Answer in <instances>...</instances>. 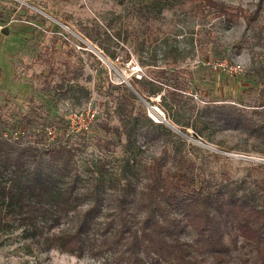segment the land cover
I'll use <instances>...</instances> for the list:
<instances>
[{
	"label": "rangeland",
	"instance_id": "obj_1",
	"mask_svg": "<svg viewBox=\"0 0 264 264\" xmlns=\"http://www.w3.org/2000/svg\"><path fill=\"white\" fill-rule=\"evenodd\" d=\"M218 1L260 15L220 16L205 0H0V140L33 146L44 158L42 150L65 144L75 190L96 193L102 182L107 198L140 196L161 158L172 169L192 162L190 171L213 189L251 194L264 175V0ZM217 62L224 63L215 68ZM176 65L193 72L181 106L167 110L161 94L146 101L133 89L131 81ZM119 99L137 118L131 138L116 112ZM160 122L173 131L163 139L155 137ZM49 126L55 141L47 138ZM147 126L153 136L141 133ZM110 205L95 218L99 228L118 214ZM77 221L70 213L56 230ZM185 236H198L189 222ZM119 249L80 256L47 249L21 227L0 226V264H129ZM196 254L197 264H255L248 246L233 248L221 263Z\"/></svg>",
	"mask_w": 264,
	"mask_h": 264
},
{
	"label": "trees",
	"instance_id": "obj_2",
	"mask_svg": "<svg viewBox=\"0 0 264 264\" xmlns=\"http://www.w3.org/2000/svg\"><path fill=\"white\" fill-rule=\"evenodd\" d=\"M205 3L218 15L232 19L251 21L260 15L259 9L224 1ZM176 52L180 49L176 48ZM167 70L162 67L153 79L131 82L146 101H150L149 95L161 94L163 106L169 110L183 104L193 72L183 65H176L170 73ZM116 112L123 133L131 138L136 126L133 122L137 120L133 109L119 99ZM155 126L159 129L157 138L173 132L164 123ZM119 128L116 130L122 134ZM149 129L147 126L141 133L153 136ZM46 135L55 141L56 136ZM126 145L131 146V140ZM71 150L59 142L42 150L44 158L33 146L0 140V226L21 227L25 238L42 242L47 249L80 256L86 252L101 256L107 250L120 248L121 258L129 264H146L148 259L149 264H197L196 251L209 253L221 263L233 248L240 246L253 251L255 264H264V175L255 179L251 194H239L232 188L213 189L208 178H197L190 171L193 163L186 159L172 169L165 167L161 158L149 169V180L140 196L116 192L107 198L100 190L105 186L102 182L96 193L87 186H83L85 192L75 190L78 176L69 168ZM108 204L118 214L107 215L104 228H99L95 218ZM180 211L185 213L184 218L177 215ZM75 212L78 221L74 228L56 230L66 216ZM188 222L197 230L194 240L185 236ZM110 227H115L112 237L107 235Z\"/></svg>",
	"mask_w": 264,
	"mask_h": 264
},
{
	"label": "built area",
	"instance_id": "obj_3",
	"mask_svg": "<svg viewBox=\"0 0 264 264\" xmlns=\"http://www.w3.org/2000/svg\"><path fill=\"white\" fill-rule=\"evenodd\" d=\"M223 63H224V62H217L214 66H215V68H220V66L223 65ZM93 116H94V114H93ZM88 125H89V123H87V124L85 125V127L88 128ZM47 134H48L51 138H54V137H55V134H56V132H55V128H52V127L49 126V127L47 128Z\"/></svg>",
	"mask_w": 264,
	"mask_h": 264
},
{
	"label": "water",
	"instance_id": "obj_4",
	"mask_svg": "<svg viewBox=\"0 0 264 264\" xmlns=\"http://www.w3.org/2000/svg\"><path fill=\"white\" fill-rule=\"evenodd\" d=\"M132 87H133V85H132ZM133 89H135L134 87H133ZM135 91L139 94V92L135 89ZM141 96V95H140Z\"/></svg>",
	"mask_w": 264,
	"mask_h": 264
}]
</instances>
